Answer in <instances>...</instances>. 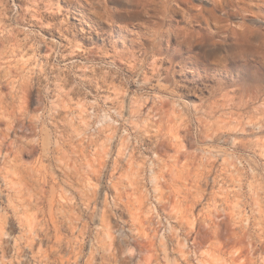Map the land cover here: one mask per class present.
I'll list each match as a JSON object with an SVG mask.
<instances>
[{"label": "rangeland", "instance_id": "obj_1", "mask_svg": "<svg viewBox=\"0 0 264 264\" xmlns=\"http://www.w3.org/2000/svg\"><path fill=\"white\" fill-rule=\"evenodd\" d=\"M128 2L0 0V264H264V47Z\"/></svg>", "mask_w": 264, "mask_h": 264}, {"label": "bare ground", "instance_id": "obj_2", "mask_svg": "<svg viewBox=\"0 0 264 264\" xmlns=\"http://www.w3.org/2000/svg\"><path fill=\"white\" fill-rule=\"evenodd\" d=\"M91 1H94V0H91ZM114 1L122 5L126 4L127 2V6L129 7L131 6V2H128L131 0H127V1L126 0H114ZM181 1L184 4H186L187 12L189 15V25L193 23V20L198 22L200 25H199V31L197 32L202 36L203 39L207 37L206 39H208L213 44L214 47L226 45L233 50H238L240 51V53L242 52L243 54L244 53L255 54V53L260 52V50H262V48L264 47V41H263L264 24H257L255 26L248 25V21H250V17L248 14H246V12H250L251 9L257 7L256 5L257 3L256 4L253 3L255 0H209V3L206 2L205 0H200V4L198 6L194 5L192 3V0H181ZM148 5H151V4L148 2V0H145L144 3L139 4V7L146 8ZM152 8H153L152 11H156L158 13L157 11L158 9L156 10V8H154V4H152ZM167 9H171L174 12L177 11L173 7L171 8L168 7ZM68 12L69 11H67V13ZM108 15H109L108 17H110V14ZM97 16L99 15H96L95 17ZM103 16L101 15L100 17H97V18L103 19ZM237 17H239L241 20L236 22V24H234L233 20ZM120 21L122 22V20ZM190 27H192V31L195 30V26H190ZM260 85L258 86L259 88L262 87ZM262 85H263V82H262ZM261 91H262V88H261Z\"/></svg>", "mask_w": 264, "mask_h": 264}]
</instances>
